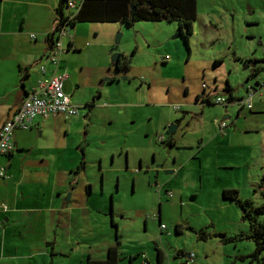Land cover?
Wrapping results in <instances>:
<instances>
[{
  "label": "rangeland",
  "instance_id": "1",
  "mask_svg": "<svg viewBox=\"0 0 264 264\" xmlns=\"http://www.w3.org/2000/svg\"><path fill=\"white\" fill-rule=\"evenodd\" d=\"M113 24L78 23L92 35L97 26H116L113 39L116 34H121L115 50L118 53L124 45L127 48L134 45L140 38V33L135 35L139 30L144 40L161 43L157 47L163 50L158 49L157 62L176 61L183 65L176 69L175 74L178 75L167 77L172 78L169 79L170 84L160 78L152 64L143 66L147 62L145 55L136 57L129 70H120L122 73L119 74L113 71L119 80H133L136 87L122 83L125 85L122 91H117L115 98L111 99L119 106L113 108L112 102L106 101L111 105L105 109L107 116L103 123L94 122L93 135L89 144L84 146V168L74 174L83 192L90 189L89 195L84 192L83 197L90 211L74 210L72 215L70 211L65 214L66 219L70 215L72 218L66 236L69 234L76 244L68 251L70 256L59 255L61 252L55 254L53 264H84L87 255L92 259H104L109 246H117L120 257L117 264H156L154 246L160 247L163 264H180L181 259L175 258L177 249L191 253L193 264H254L248 257L254 251L252 241L224 243L218 235L231 237L248 230L247 223L241 219L240 209L229 201H223L221 187L224 182L233 186L241 199H249L254 206L264 201L261 195V191L264 192V151L260 156L254 155L243 168L222 169L215 162L212 141L216 136L213 131L224 123L226 112L235 115L237 106L202 105L203 123L194 128L198 131L204 129L206 135H203L202 145L205 151L198 154V160L191 161L193 155L200 151V138L191 136L188 141L191 146L180 149L158 143L155 141L157 136L162 135L166 139L169 124L157 128L153 120L145 118L142 111L145 109L136 108L135 103L143 99V90L146 91L142 87L138 89L137 85L141 76L147 73V68L151 72L150 92L155 94L148 100L162 102L164 115L175 119L181 116L180 112H173L170 105L182 104L181 97L168 98L164 93L169 87L172 91L174 84L186 85L189 97L201 91L202 85L212 98H228L226 87H230L235 98L244 97L246 88L256 82L257 88L264 82V0H196V20L187 45L175 23L141 21L133 24L135 29ZM119 26L123 32L118 30ZM66 39V36L60 37L64 48ZM165 55L169 59H165ZM216 61L219 63L214 66ZM136 72L139 76L135 75ZM261 95L264 96V91L254 96L256 104L264 99ZM178 125L172 136L173 143L179 140L185 121H179ZM147 126H150L148 130ZM57 133L56 137L62 136L61 131ZM99 134L106 137L105 146L101 145ZM189 137L187 135L182 143ZM99 155H102V161ZM140 162L141 167L136 172ZM154 166H160L156 175ZM195 169L198 170L193 171ZM165 171L173 173L165 174ZM155 182L173 197H167L163 191L159 194ZM76 196L71 201L77 205L75 208L81 204ZM157 210L160 211V224L167 228L161 232L156 220ZM258 220L264 221V215ZM111 221L114 226H111ZM175 225H189L195 231L203 229L215 236L198 241L189 230L175 234Z\"/></svg>",
  "mask_w": 264,
  "mask_h": 264
},
{
  "label": "crops",
  "instance_id": "2",
  "mask_svg": "<svg viewBox=\"0 0 264 264\" xmlns=\"http://www.w3.org/2000/svg\"><path fill=\"white\" fill-rule=\"evenodd\" d=\"M73 1L78 4L80 0ZM57 5L58 0H0V127L41 78L40 67L45 69L43 77L52 74V66L46 59L50 45L46 36L54 28ZM130 27L135 29L134 25ZM93 30L94 35L88 34V29L76 24L64 35L67 37L65 48L61 43L65 52L60 56L58 71L67 75L63 90L69 96L70 102L80 107L78 115L68 119L61 115L35 118L28 129L12 131L13 148L8 154L0 155V167H4L7 176L0 178V206H6L5 211L0 207V264H53V257L58 252H61L59 255L70 256L68 251L76 244L74 238L69 234L66 236L69 226L72 225L71 215L74 210L82 213L85 210L90 211L89 204L83 198L84 192L89 195V189L86 188L83 192L76 183L77 177L73 171L79 161L85 164L84 146L89 144L93 135V126L96 125L94 122L103 123L107 116L106 112L111 105L106 101H111L112 107L117 108L118 103L111 99L115 98L117 91H122L125 86L122 83L136 87L131 79L120 81L110 69L109 57L116 26H97ZM118 30L123 32L124 29L119 26ZM138 33L140 38L134 45L128 48L124 45L119 53L128 58L130 66L136 57L145 55L147 62L143 66L152 64L160 78L170 84L169 79L172 78L167 77L178 75L175 71L183 64L176 61L157 62L158 49L163 50L157 47L161 43L144 40L143 34L136 30L135 35ZM30 35H33V38ZM52 39H57V36L53 35ZM170 72H173L172 75H169ZM150 73L147 68V73L141 76L140 85H137L138 89L142 87L146 91L143 90V99L136 102L135 107L145 109L142 110L145 118L148 121L153 120L159 128L170 124L176 117L164 115L163 106L160 105L162 102L154 103L148 100L150 96L155 95L150 92ZM135 75L139 76L137 72ZM106 78L109 80L103 82ZM180 81L182 82V79ZM173 86L175 87L172 91L169 87L164 93L168 98L181 97L182 104H171L170 108L172 105H178L179 111L172 108L171 110L180 112V118L185 121L181 139L174 142L173 146L178 149L191 146L188 141L192 139L191 136L197 135L196 138H200V151L193 155L191 161L196 158L198 160V154L205 151L202 142L203 135L206 134L204 129L198 131L194 127L203 123L202 105H214L212 100L216 97L212 98L206 93L203 103L194 104V96L198 91L189 97L186 85ZM183 87H187L184 95L180 90ZM229 95L230 102L239 99L235 98L231 89ZM254 96L251 98L250 109L235 104V115L226 112L223 116L225 127L220 128V125H217L213 131L216 137L212 144L214 142L215 162L219 168H243L251 162L254 155L260 156L264 151V99L256 104ZM230 102L220 106L225 108ZM89 103L92 106L87 111L85 105ZM97 110L99 112L95 114ZM227 119L228 121H225ZM149 127L147 126V130ZM58 131L62 132V136L59 134V137H56ZM187 135L190 137L182 143ZM97 137L101 145L105 146L106 137L101 134ZM196 170L198 169L193 171ZM221 188L234 189L225 182ZM162 191L166 193L160 186L159 194ZM68 193L70 194L66 201ZM75 194L81 200L77 208L74 207L77 205L71 204V201L75 200ZM170 197L172 198L173 194ZM69 211L71 215L66 219L65 214ZM158 217L159 210L156 215L157 222ZM160 225L159 221V228ZM175 226H178L180 232L184 229L192 232L189 225ZM162 230L160 229V232ZM154 248L156 254L157 251L160 252L163 260L160 247ZM190 254L177 249L175 258L181 259L180 264H193V256L189 258ZM87 256L92 258L91 255Z\"/></svg>",
  "mask_w": 264,
  "mask_h": 264
},
{
  "label": "trees",
  "instance_id": "3",
  "mask_svg": "<svg viewBox=\"0 0 264 264\" xmlns=\"http://www.w3.org/2000/svg\"><path fill=\"white\" fill-rule=\"evenodd\" d=\"M66 3L67 0H58L55 10V31L64 25L72 28L78 23H118L130 27L141 21H164L177 24L180 34L182 32L183 39L187 41L192 33V24L196 20V0H80L75 12H71ZM53 31L46 36L50 44L53 42ZM124 60L126 61L124 64L129 62L126 57ZM218 63L214 62V66ZM229 90L226 87L228 95ZM229 97L231 96L229 95ZM221 195L223 199L234 203L240 209L241 219L248 225L247 232H240L231 237L218 234L221 241L224 243L240 240L252 241L254 251L248 257L254 264H264V221L258 220L259 216L264 215V201L262 204L254 206L249 199H241L235 189H224ZM261 195L264 199L263 191H261ZM110 224L114 226L112 222ZM191 230L198 241H206L215 236L203 229ZM174 232L181 233L178 226H175ZM119 260L117 246H110L104 259L96 260L87 256L85 264H117ZM161 260V254L157 251L156 264H162Z\"/></svg>",
  "mask_w": 264,
  "mask_h": 264
},
{
  "label": "built area",
  "instance_id": "4",
  "mask_svg": "<svg viewBox=\"0 0 264 264\" xmlns=\"http://www.w3.org/2000/svg\"><path fill=\"white\" fill-rule=\"evenodd\" d=\"M66 6L71 12H75L78 9V4L73 0H67ZM68 30L69 27L64 25L57 31H53L57 39L53 40L46 52V59L52 66V74L48 77H43L45 69L44 67H40L41 78L0 127V155L8 154L12 150V131L14 129H28L35 118L61 115L64 119H68L77 115L78 106L70 102L69 96L63 90V82L66 78V74L58 71L60 56L65 52L59 38L64 36ZM30 37L33 38V35H30ZM166 58L168 57L166 56L165 59ZM204 88V85H202V89ZM257 90L248 87L245 96L241 98L239 102L237 101V105L250 109L251 98L258 92L264 91V82L258 85ZM229 102L230 100L228 98L222 97H216L212 100L214 105H226ZM171 108L174 111L180 110L178 105H172ZM223 127H225V124L221 123L220 128ZM158 140H162V136H159ZM6 177L4 167H0V178ZM166 196L170 197L171 193L166 192ZM0 207L2 211L6 210L4 204ZM160 229H165V226L160 225ZM191 257L192 254L189 255V258Z\"/></svg>",
  "mask_w": 264,
  "mask_h": 264
},
{
  "label": "water",
  "instance_id": "5",
  "mask_svg": "<svg viewBox=\"0 0 264 264\" xmlns=\"http://www.w3.org/2000/svg\"><path fill=\"white\" fill-rule=\"evenodd\" d=\"M180 33V31H179ZM120 38H121V34H116L115 38L113 39V47L111 48V54H110V69H112L115 73L119 74V73H122V72H119L120 70H129L131 68L130 66V63H125L126 62L124 60V58L121 57V53H118L116 52V47L118 46L119 42H120ZM183 41L185 42V45L186 44V41L183 39ZM117 71V72H116ZM126 78H123L122 81H124ZM109 80L108 78L104 79V81H107ZM121 81V80H120ZM248 81V79H246V82ZM257 84V83H255ZM253 84L251 88L253 89H256V85ZM258 91V90H257ZM241 100V98L233 101V102H230L231 104H236L237 105V101L239 102ZM182 118H178V119H175L173 120L172 122H170V124L167 126V131H166V139L169 140V141H172V136L174 135V133L178 130L179 128V121H181ZM182 130V129H181ZM178 139H181V134L178 136ZM157 167H160V166H157ZM84 168V166H83ZM83 168H81V170H83ZM165 174H170L171 172L170 171H165L164 172ZM69 194H67V198H66V201H68V197H69ZM159 218V217H158ZM158 222H159V219H158Z\"/></svg>",
  "mask_w": 264,
  "mask_h": 264
},
{
  "label": "flooded vegetation",
  "instance_id": "6",
  "mask_svg": "<svg viewBox=\"0 0 264 264\" xmlns=\"http://www.w3.org/2000/svg\"><path fill=\"white\" fill-rule=\"evenodd\" d=\"M180 34V33H179ZM182 37H183V34H182V32H181V34H180ZM121 57L122 58H124V57H126V56H124V55H122L121 54ZM127 58V57H126ZM128 63H130V62H128ZM67 79V75H66V78H65V80ZM140 85V84H139ZM182 86V85H181ZM186 90H187V87H183V88H181V91H182V94L184 95L185 93H186ZM205 95H206V93H205V90L204 89H202L201 91H198L196 94H195V96H194V104H198V103H203V100H204V97H205ZM206 98V97H205ZM86 106V108H87V111L90 109V107L92 106V104L91 103H89V104H86L85 105ZM79 110H80V107H79V109H78V113H79ZM78 113H77V115H78ZM180 118V117H179ZM181 121H183V118L181 119ZM167 131V130H166ZM160 136H162V135H160ZM158 137L159 136H157V139H156V141L158 142V143H161V144H165V145H167L168 147H172L173 146V142L172 141H169V140H167V139H165L164 138V136H162V140H158ZM100 149V148H99ZM104 149V148H103ZM103 154V153H102ZM112 157H113V155H112ZM99 158H100V161H102V155H99ZM114 158V157H113ZM83 166H84V162H82V161H79L77 164H76V166H75V169H74V173H76V172H78L81 168H83ZM141 166H140V163L138 164V169H135V171L136 172H139V168H140ZM160 169V167H157V166H154V175H156L157 173H158V170ZM171 173H172V171H170ZM170 173V174H171ZM159 183H157V182H155V187H156V190H157V192L159 193L160 192V186L158 185ZM88 192H90V189H89V191Z\"/></svg>",
  "mask_w": 264,
  "mask_h": 264
}]
</instances>
